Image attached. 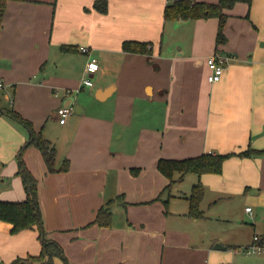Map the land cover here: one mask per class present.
<instances>
[{"label":"crops","instance_id":"1","mask_svg":"<svg viewBox=\"0 0 264 264\" xmlns=\"http://www.w3.org/2000/svg\"><path fill=\"white\" fill-rule=\"evenodd\" d=\"M95 1L7 4L0 30V201L27 198L17 154L30 132L7 113L15 110L55 148L56 168L69 161L67 171L50 172L36 146L23 155L38 180L47 237L69 264H228L222 251L243 244L238 232L250 231L245 245L264 235V0L226 9L221 43L217 17L166 20L168 0H108L105 13ZM125 41L148 42L150 51H124ZM215 53L226 63L212 83L207 59ZM91 58L99 69L87 86ZM72 100L79 113L62 124L56 111ZM249 148L263 152L238 155ZM203 153L237 154L220 173L199 177L208 184V215L194 218V185L183 190L177 182L164 192L170 179L158 161ZM103 207L111 210L107 226L95 222ZM12 230L0 219V262L40 254L37 228ZM217 230L233 234L223 240ZM54 263L65 264L61 257Z\"/></svg>","mask_w":264,"mask_h":264},{"label":"trees","instance_id":"2","mask_svg":"<svg viewBox=\"0 0 264 264\" xmlns=\"http://www.w3.org/2000/svg\"><path fill=\"white\" fill-rule=\"evenodd\" d=\"M9 1L10 0H0V30L3 25L4 14ZM238 2H245L251 5L252 0H218V2L215 3L198 0H168L164 15L166 20H188L217 17L219 19L217 43H221L225 42L227 39L224 33V27L228 17L225 10L234 7ZM94 8L102 13L107 12L108 0H96ZM148 45V42L125 41L123 43V49L124 51L133 53H147L150 51ZM62 49L67 51L69 48L67 46H62ZM7 113L23 124L30 132L29 140L20 148L17 154L19 173L22 176L27 191V198L19 202L0 201V219L11 223L13 225L12 231L14 233L37 228L42 249L38 255L18 257L9 263L0 262V264H55V257H61L65 264H69L62 246L57 241L47 237L48 233L44 228L39 199L38 180L27 168L23 155L29 146H36L42 151L50 172L67 171V169H69V161L65 160V163L61 167L56 168V150L50 145L49 141L45 139L40 132L34 130L33 124L30 120L24 118L18 112L15 110H9ZM261 152L263 151L249 148L246 151L238 153V155L248 156ZM235 154L237 153H203L198 156L184 159L161 158L158 161V169L170 179V184L164 189V192H168L173 183L182 181L189 173L196 174L199 177L206 173H220L223 169L224 161ZM134 173L136 172L134 171ZM204 192L205 189L201 182H198L193 186L192 192L189 196V216L194 218L204 217V212L200 209V203L204 197ZM108 205L111 206L110 201ZM95 222H98L101 225H110V208H101Z\"/></svg>","mask_w":264,"mask_h":264},{"label":"built area","instance_id":"3","mask_svg":"<svg viewBox=\"0 0 264 264\" xmlns=\"http://www.w3.org/2000/svg\"><path fill=\"white\" fill-rule=\"evenodd\" d=\"M80 51L83 53H88L90 48L87 46L80 47ZM208 66L210 68V74L208 75V80L212 83L217 82L221 79L224 69L226 58L219 53L210 55L207 59ZM99 69V63L96 58H91L84 72L83 82L87 86L93 85L92 76ZM3 87V81L0 79V88ZM75 111L74 105L62 106L59 107L56 111L60 123L64 124L67 121L69 115ZM248 211H251V207L247 208ZM244 252L248 254L258 253L264 255V235L255 234L253 236L252 242L244 247ZM264 264V263H263Z\"/></svg>","mask_w":264,"mask_h":264},{"label":"rangeland","instance_id":"4","mask_svg":"<svg viewBox=\"0 0 264 264\" xmlns=\"http://www.w3.org/2000/svg\"><path fill=\"white\" fill-rule=\"evenodd\" d=\"M77 95V93H75ZM187 178L184 177V179L180 183L181 188L184 189H190L192 185H195L198 183L199 176L196 174H187ZM177 183V182H175ZM173 183V185L175 184ZM175 189L177 188V185H175ZM179 186V185H178ZM205 190L207 191V196L202 199L200 203V209L205 213L204 215H208V184H204ZM235 204L237 205H242L243 201L241 199H236L234 201ZM245 208V206L243 207ZM247 223H250L249 220H246ZM252 226V225H250ZM251 228V227H250ZM252 229V228H251ZM219 233V237L221 239H225L227 237H230L233 233L232 232H226L224 230H217ZM239 234L237 235L239 237V242L238 243H243V244H238L237 246H230L227 250H223L222 253L226 257V261L228 264H263L264 263V255L258 254V253H252L248 254L244 252V247L247 246L244 243L250 239V231L246 230L243 231L242 233L238 232Z\"/></svg>","mask_w":264,"mask_h":264},{"label":"water","instance_id":"5","mask_svg":"<svg viewBox=\"0 0 264 264\" xmlns=\"http://www.w3.org/2000/svg\"><path fill=\"white\" fill-rule=\"evenodd\" d=\"M72 102H73V100L71 101L70 104H72ZM80 107H81L80 104H76V106H75V111H76L77 113H79V108H80ZM216 247H220V246L217 245Z\"/></svg>","mask_w":264,"mask_h":264}]
</instances>
